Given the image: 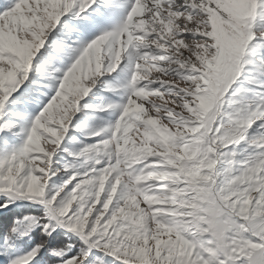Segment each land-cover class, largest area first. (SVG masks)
Segmentation results:
<instances>
[{
	"label": "snow or ice",
	"instance_id": "snow-or-ice-1",
	"mask_svg": "<svg viewBox=\"0 0 264 264\" xmlns=\"http://www.w3.org/2000/svg\"><path fill=\"white\" fill-rule=\"evenodd\" d=\"M0 264H264V0H0Z\"/></svg>",
	"mask_w": 264,
	"mask_h": 264
}]
</instances>
